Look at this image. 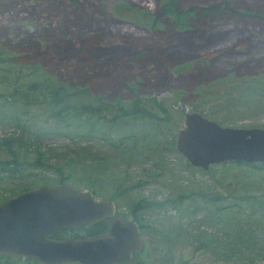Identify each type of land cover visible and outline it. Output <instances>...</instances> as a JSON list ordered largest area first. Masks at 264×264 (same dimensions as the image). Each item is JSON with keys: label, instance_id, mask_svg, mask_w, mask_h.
Instances as JSON below:
<instances>
[{"label": "rangeland", "instance_id": "374dc122", "mask_svg": "<svg viewBox=\"0 0 264 264\" xmlns=\"http://www.w3.org/2000/svg\"><path fill=\"white\" fill-rule=\"evenodd\" d=\"M225 1L177 0L180 10L192 8L189 26L177 29L170 17L152 20L159 0H0V46L13 58L38 64L62 84L83 85L101 103L111 101L107 118L135 98L154 97L165 109L154 106L151 118L132 114L135 121L104 120L113 122L106 136L81 140L61 132L45 103L23 113L21 104L20 126L0 121V158L17 153L19 173L0 177V199L55 181V165L70 170L63 164L68 149L90 143L85 153L98 156L103 168L90 176L92 189L74 186L134 211L146 225L140 227L142 264H264V165L220 162L202 169L174 148L188 111L220 124L264 127V20L258 16L264 0ZM253 9L258 13L249 14ZM5 105L0 108H12ZM83 170L76 167L75 174ZM242 194L260 201L249 207ZM215 205L219 215L212 213ZM17 263L30 264L23 257Z\"/></svg>", "mask_w": 264, "mask_h": 264}, {"label": "water", "instance_id": "95a60500", "mask_svg": "<svg viewBox=\"0 0 264 264\" xmlns=\"http://www.w3.org/2000/svg\"><path fill=\"white\" fill-rule=\"evenodd\" d=\"M175 150L192 166L264 162V127L220 124L197 111L183 115ZM114 213L111 198L95 199L68 181H46L0 200V255L35 257L39 264H112L140 251L137 222ZM111 215L106 228L83 237L51 238L56 229Z\"/></svg>", "mask_w": 264, "mask_h": 264}, {"label": "trees", "instance_id": "16d2710c", "mask_svg": "<svg viewBox=\"0 0 264 264\" xmlns=\"http://www.w3.org/2000/svg\"><path fill=\"white\" fill-rule=\"evenodd\" d=\"M237 9L236 10L239 13L248 11L247 7H239ZM190 12H192V8L180 10L177 0H159L157 11L151 15L153 21L160 16L170 17L172 26L177 29H184L189 26L187 21L189 20ZM251 12L252 13L249 14L258 13L256 9H253ZM258 16L264 20V13H259ZM14 56L0 46V105L6 104L5 106L12 107L11 109L0 108V121L7 119L14 127L21 125L20 117L17 114L21 104H23V106L19 110H23L21 111V113H23L28 111L33 104L45 103L44 109L49 112L56 122L61 124V132L65 131L64 134L68 136L72 135V137L77 136L81 140L92 138L95 133L102 138L106 136L105 132L109 131L110 127H113V122H107L104 120H109L110 118L117 119L120 116H123L121 117L123 119H120L122 122H127L128 120L135 121L132 116V114L135 113L140 117H157L156 113L152 111L154 106L162 111H165L164 107L154 97H149L146 101H143L140 98H135L130 101L129 106L123 105L122 103V106L118 105L117 109H121V111H114L111 116L107 118L105 117V112L112 111L115 108L114 103L107 99L101 103L100 98L102 97L85 93L83 85L74 88L70 84H62L59 79L40 68L38 64H27L24 63V61H19L13 58ZM260 85H264V81ZM84 95L89 97L85 99L83 97ZM67 125L69 126L68 128H70L69 130H67L68 128L66 129ZM78 126H83L85 128L80 132L75 129ZM45 131L47 132V130ZM112 144L113 141L110 142V145ZM89 146L90 143H86L75 145L73 149L69 148L68 150H71L70 155L66 158L63 164H66L70 170L64 172L58 165H55L53 169L57 173V179L52 182L64 180L70 182L72 185L82 184L92 189L93 183L90 176L97 174L99 169L102 170L103 165L100 166V163H98V156H95L94 154H91L92 156H90V152L85 153ZM34 153L36 154L38 160H40L42 152L38 149H34ZM16 154L17 153H14V151H11L10 158H0V177L2 175L13 177L16 174H19L17 173L18 169L16 165L18 163V159L16 158ZM35 160L37 161V159ZM226 162L243 163L252 167H255L256 164L264 165V162ZM78 163L82 165H78ZM81 166H86V170L81 171L79 174H75V168ZM87 178L90 181H87ZM46 181L47 180H44L43 182ZM26 189L29 188L25 186L18 192ZM91 192L97 194L94 190ZM192 193L193 192H189V194ZM108 195L112 198L117 197L116 191H111ZM178 198L179 197L177 196L176 201ZM209 198L218 200L221 199V195L210 192ZM241 199L242 202L249 207L260 201L258 196L250 194H242ZM145 202L149 204V201ZM130 211L133 213V217L138 222L139 227L145 228L146 225L144 226L139 222L138 216L134 213V211ZM212 213L219 215V207L215 205ZM58 233L60 235L63 234L61 231ZM210 241L212 243L216 241L214 236L210 238ZM200 245L204 247L206 246L203 242H200ZM229 248L230 250L232 249V243L229 245ZM2 256L5 258V261L3 262L4 264H18L17 259H12L7 255ZM23 258L29 261L30 264H39L35 257ZM183 262L184 261H181L179 264H183ZM0 264H2L1 261ZM134 264L139 263L135 261Z\"/></svg>", "mask_w": 264, "mask_h": 264}, {"label": "flooded vegetation", "instance_id": "af4514ba", "mask_svg": "<svg viewBox=\"0 0 264 264\" xmlns=\"http://www.w3.org/2000/svg\"><path fill=\"white\" fill-rule=\"evenodd\" d=\"M93 197L95 199L102 198V197H96V196H94V194H93ZM113 202H114V213L113 214L120 213V214L124 215V217H126V218H133L134 219L133 214H131L130 212H127V210L125 208H123L124 210H120L118 204L115 203V200H113ZM110 217H111V215L106 216L104 218H101V219H99L96 222H93V223H90V224H81V225H79L77 227H66V228L56 229V230H53V231L49 232L46 236L47 237H51V238H64V237H67V236L83 237V236L90 235V234H93V233H98V232L103 231L106 228ZM137 225H138L139 232H140V227H139L138 222H137ZM60 231L61 232H63V231H72V233L60 235L58 233ZM143 248H144V246H142L141 250L136 252L134 255H133V252H132L131 257L128 260H120V261H117L115 263L117 264V263L126 262V261L131 260V258H132V259H135V261L138 262L139 264H142L140 262V258L138 257V255L143 251ZM1 255H6V254H1ZM22 257H27V256H22ZM12 259H14V258H12ZM17 259H19V258H17Z\"/></svg>", "mask_w": 264, "mask_h": 264}]
</instances>
